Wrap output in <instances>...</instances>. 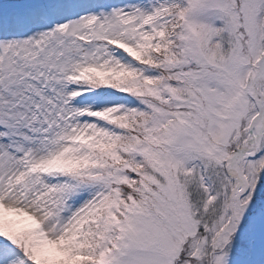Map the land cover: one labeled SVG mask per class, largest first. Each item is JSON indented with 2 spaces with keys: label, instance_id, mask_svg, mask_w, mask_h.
<instances>
[{
  "label": "snow or ice",
  "instance_id": "obj_1",
  "mask_svg": "<svg viewBox=\"0 0 264 264\" xmlns=\"http://www.w3.org/2000/svg\"><path fill=\"white\" fill-rule=\"evenodd\" d=\"M0 264H264V0H0Z\"/></svg>",
  "mask_w": 264,
  "mask_h": 264
}]
</instances>
